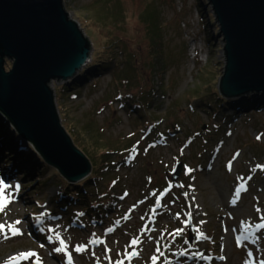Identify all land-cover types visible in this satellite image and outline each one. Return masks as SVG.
Returning <instances> with one entry per match:
<instances>
[{
    "label": "rangeland",
    "instance_id": "374dc122",
    "mask_svg": "<svg viewBox=\"0 0 264 264\" xmlns=\"http://www.w3.org/2000/svg\"><path fill=\"white\" fill-rule=\"evenodd\" d=\"M63 6L91 42L77 74L112 57L79 86L72 85L77 78L52 79L50 88L61 126L98 182L86 187L87 198H59L66 179L0 113L21 146L56 170L25 172L19 149L8 150L0 139V181L11 197L0 224L20 221L18 235L0 233V264L29 251L36 256L17 264H45L43 256L68 264L67 255L71 264H153L154 256L155 264H264V228L256 227L264 223V92L218 94L224 56L206 0H63ZM10 64L6 58L4 67ZM123 88L129 94L115 97ZM217 96L224 103L215 113L208 103ZM126 97L135 107H123ZM248 98L249 108L235 105ZM117 146L104 166L103 148ZM176 162L182 170L172 181ZM57 232L67 255L53 250ZM78 245L85 247L76 251Z\"/></svg>",
    "mask_w": 264,
    "mask_h": 264
},
{
    "label": "water",
    "instance_id": "95a60500",
    "mask_svg": "<svg viewBox=\"0 0 264 264\" xmlns=\"http://www.w3.org/2000/svg\"><path fill=\"white\" fill-rule=\"evenodd\" d=\"M206 5L222 42L221 96L264 92V0H206ZM90 50L63 0H0V113L69 183L89 175L91 166L61 126L48 84L73 80ZM181 170L176 162L172 181Z\"/></svg>",
    "mask_w": 264,
    "mask_h": 264
},
{
    "label": "trees",
    "instance_id": "16d2710c",
    "mask_svg": "<svg viewBox=\"0 0 264 264\" xmlns=\"http://www.w3.org/2000/svg\"><path fill=\"white\" fill-rule=\"evenodd\" d=\"M201 10V9H200ZM211 20V19H210ZM157 30L156 25L154 24L152 27V31ZM154 45L159 48L160 45H156V43L154 42ZM154 46V48H155ZM107 56V55H106ZM105 55L103 56L102 59H98L96 60L94 63H92L91 65H89L83 72L82 75H78L76 76L75 80H73L72 85L74 86H79L81 81L84 79V77H90L93 75H99V71L102 68H108L110 63L112 62V57H106ZM112 56V55H111ZM156 59H160V56ZM99 63V64H98ZM158 65L161 64V62L159 63V61L157 62ZM157 65V64H156ZM102 67V68H101ZM67 88V86H61L60 87V91H65ZM127 94H129L128 90H125L124 88L119 91V93L116 92L115 97L117 98H121V97H125L127 96ZM218 94L220 95V92L218 91ZM130 97V96H128ZM128 97L125 98L126 102H124L123 107L127 108V109H131L133 107H135V104H133ZM219 96L216 97V99L213 101V104L208 103V109L211 108L215 113H218L220 111V108L222 106V103H224V100H222V102L219 100ZM228 101V100H227ZM226 102V101H225ZM229 102H227L228 104ZM230 105H232L231 103H229ZM253 104V100H251L250 98L245 99V100H240V102H236L235 105L238 108L241 109H245V108H249L251 105ZM91 118H89V120H87V124L89 125V127H91V122H90ZM0 139H3L4 141H6L7 143V149H14V148H18L19 152L22 153L21 159L22 161V165H24V167L26 168L25 172H29V173H37L38 171L41 174H45L48 173V171H56L51 169L49 166H46V164L44 162H42V160L34 153V151L32 150V148L30 146H27L26 148L22 147L20 144V140L19 137L13 132V129L9 127L8 123L1 121L0 120ZM120 144L122 141H118ZM22 147V148H20ZM120 148V146H117L116 148L114 147H110L109 150L104 149L102 151V156L104 157L103 162L105 164H103L104 166L109 165V162L105 159L106 155L109 153L114 152V149H118ZM108 162V164H107ZM21 165V166H22ZM101 165V166H103ZM39 168V169H38ZM93 174L91 173L90 176L84 180L81 181L80 183H69L66 180L63 181L64 184L63 187H61V191L59 192V198H65L66 200H75V201H79L80 199L86 197L85 195L87 194L86 192V187H90L93 186L94 184H97V178L94 176H92ZM93 184V185H92ZM39 187L42 186L41 183L38 184ZM87 198V197H86ZM85 198V199H86ZM108 206H105V209H107ZM88 208L91 210H94V206L92 205H88Z\"/></svg>",
    "mask_w": 264,
    "mask_h": 264
},
{
    "label": "snow or ice",
    "instance_id": "6c2138e0",
    "mask_svg": "<svg viewBox=\"0 0 264 264\" xmlns=\"http://www.w3.org/2000/svg\"><path fill=\"white\" fill-rule=\"evenodd\" d=\"M8 186L6 184H4L3 181H0V211H2L4 209V207L6 206V204L9 202L10 200V196H5L4 192H5V188H7ZM19 186L17 185V190H18ZM190 215V214H189ZM20 221H15L13 223H10V224H7V226L5 224H0V233L4 232L5 229L7 228V231H9L12 235H18L19 234V229L15 227L16 224H19ZM185 223H187V221H185ZM257 228H264V223H260V224H257L256 225ZM179 231H182V230H177V233ZM203 237V233H199L198 232V235H197V239ZM56 240L59 241V247H56L54 248L53 250L55 252H60V253H65L67 255V252H66V249H67V245L65 244V241L63 239H61L60 237V233L57 232L55 233V237H54ZM49 239H53L52 236L49 237ZM98 242L97 240H90L89 243H96ZM139 241H138V238H134L132 241H131V244L132 245H135L137 244ZM85 245H78L76 247V251H82L84 249ZM157 251H159V248L157 249ZM136 253L135 252H131V253H126L127 256H131V255H135ZM36 254L34 252H22V253H19L15 256H12L10 257L7 261L4 262V264H17V261L19 260H27L29 257H35ZM157 257H153L152 260H153V264H155V261H156ZM67 261H68V264H71V256L70 255H67ZM34 264H40V262L37 260L34 262ZM117 264H123L122 261H118ZM247 264V262H246Z\"/></svg>",
    "mask_w": 264,
    "mask_h": 264
},
{
    "label": "bare ground",
    "instance_id": "6f19581e",
    "mask_svg": "<svg viewBox=\"0 0 264 264\" xmlns=\"http://www.w3.org/2000/svg\"><path fill=\"white\" fill-rule=\"evenodd\" d=\"M224 55H223V52L220 51V57L222 58ZM48 86H50L49 88H53V83L52 81L49 82ZM23 222V221H22ZM43 259H44V263L45 264H50V262H52L51 260H49V258H46V256H43Z\"/></svg>",
    "mask_w": 264,
    "mask_h": 264
}]
</instances>
